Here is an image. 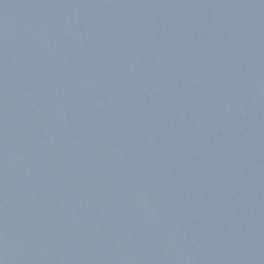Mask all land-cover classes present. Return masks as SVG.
I'll return each mask as SVG.
<instances>
[{
	"label": "water",
	"instance_id": "water-1",
	"mask_svg": "<svg viewBox=\"0 0 264 264\" xmlns=\"http://www.w3.org/2000/svg\"><path fill=\"white\" fill-rule=\"evenodd\" d=\"M0 264H264V0H0Z\"/></svg>",
	"mask_w": 264,
	"mask_h": 264
}]
</instances>
